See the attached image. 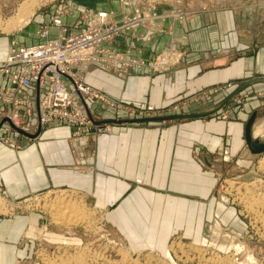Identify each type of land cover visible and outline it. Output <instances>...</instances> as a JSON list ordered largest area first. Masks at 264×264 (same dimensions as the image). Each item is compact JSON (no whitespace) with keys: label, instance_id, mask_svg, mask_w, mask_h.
<instances>
[{"label":"rangeland","instance_id":"1","mask_svg":"<svg viewBox=\"0 0 264 264\" xmlns=\"http://www.w3.org/2000/svg\"><path fill=\"white\" fill-rule=\"evenodd\" d=\"M23 1L0 0L1 26L6 22L16 24L22 19L21 12L24 7L21 2ZM35 3L29 19L19 26L20 28L17 26L12 29L0 28L1 41L17 37V41L27 42L29 38L34 37L29 22L32 15H37L34 12L40 10L50 12L59 5L70 14L67 19L73 17L71 14L86 7L94 9L104 7L114 12L111 7L118 8V15L111 16L113 20L110 17L105 18L104 23L111 28L103 33V37L107 40L111 39L116 29L115 21L118 22L116 27L123 29L138 23L132 38L127 34L119 42H123L121 44L122 49L125 48L123 52L129 55L126 59L136 57L148 63L140 67H131L126 71L123 65L116 67L119 69H110L108 65L117 63L118 58L122 57L119 54L115 59H108L105 67L97 66L91 71L87 65L84 68V81L96 89L99 88L86 80L85 75L90 77L94 72L105 73L109 70L117 72L122 77L130 73L153 75L178 66L182 63L185 54L184 44L187 41V33L184 30L187 22L191 21L193 15L191 12L215 5L227 3L234 8L252 9V13L248 16L251 28H254L264 44V0H223V2L220 0H35ZM61 18L64 20L65 16ZM154 18H157V23ZM91 19L93 21L95 17L92 15ZM96 22V29L103 30L105 25ZM178 27H182V32ZM248 34L252 35L253 32ZM154 38L156 43L151 53L144 54L147 43L150 44L149 42ZM130 40H133L134 45L129 43ZM126 43L129 45L126 46ZM5 49L7 53V48ZM116 49L119 50L117 47ZM245 50L238 51L239 56ZM164 57H166V68H148L156 62V58L163 60ZM260 71L256 73L254 77L256 79L252 78L251 81V78H239L192 88L191 91L184 90L162 107L152 103L142 104L137 98L127 100L107 94L118 105L111 107L104 103L101 110L89 112L93 125L95 127L100 125L101 132L94 131L93 126L81 127L77 132L72 128L71 140H68L69 149L72 151L74 147L77 148L80 141L85 140L86 137L95 139L94 137L97 136L111 135L114 125L186 121L190 118L159 120L149 118L198 112L207 114L196 118L230 120L235 116V112L231 111L243 107L247 110L244 117L246 120L252 112H256L252 125L259 128L257 133L251 130L252 136L264 141V69ZM251 84H255L253 87H257V90H244ZM110 120H120V122L115 124ZM246 120L243 121V125ZM6 131L2 137H6L7 142H15L19 134L11 128ZM24 134L27 136L28 133ZM239 138L238 145L241 144L246 152L239 153V146L232 154L230 145L223 142L221 148L210 152L208 160L199 155L200 151L197 150L198 154L196 149L194 151L202 168L212 173V191L207 199L200 201L207 202L212 199L214 203H136L137 206L140 205L138 206L140 210L142 204L146 206L145 215L141 216L142 223L140 222L139 225L132 222L131 206L127 209L125 203H109L110 200L100 195L99 192L106 189L108 182L112 187L120 179L106 174L107 172H101L96 176L93 174L96 165L98 168L101 167L99 160H96L98 155L84 157L83 162L87 166L92 165L84 169L88 172V184L80 188L62 185L9 197L0 180V264H50V261L56 263L57 260V262L62 260L64 264H77L78 261H80L78 264H225V262L244 264L242 255L245 249H250L255 258L257 257V264H264V150L251 153L245 144L244 134ZM6 145L12 149L18 148ZM192 146L195 148L197 144L192 143ZM226 150L229 152L226 153ZM134 180V187L144 186L140 178ZM249 192L252 194L250 197L247 196ZM32 195L38 197L33 199ZM247 197L251 200H247ZM244 198L247 201H244ZM59 201L73 203L74 210L70 212L85 211L86 217L70 223H66L64 217H61L63 221L61 219L56 221L52 214L55 210L51 208V204L56 205ZM219 205L224 206L225 211L220 210ZM61 209L65 208L61 207ZM227 209L230 210L226 215L228 218L224 219ZM26 215L29 219L26 222L24 219H17ZM134 227L136 230H133ZM129 228H133L131 232L128 231ZM202 236L204 240L201 242ZM236 242L240 249L235 246ZM84 261L85 263H82Z\"/></svg>","mask_w":264,"mask_h":264},{"label":"crops","instance_id":"2","mask_svg":"<svg viewBox=\"0 0 264 264\" xmlns=\"http://www.w3.org/2000/svg\"><path fill=\"white\" fill-rule=\"evenodd\" d=\"M111 8L118 15L119 9ZM34 13L37 15H32L29 21L33 32L40 21L39 11ZM191 13V21L184 30L187 33L185 54L178 66L161 74L130 73L123 77L111 70L105 73L100 70L90 77L85 75L86 80L108 95L127 100L137 98L142 104L162 107L184 90L239 78L256 79V73L264 69V44L251 28L248 16L252 9L222 4ZM178 29L182 32V27ZM9 40H0V62L6 56ZM155 40L147 43L144 54L151 53ZM244 49L239 56L238 51ZM254 85L244 90H257ZM233 111L236 117L230 120L190 118L114 125L111 135L86 137L72 151L68 144L72 128L56 122L40 128L33 138L16 136L19 149H12L0 139V180L9 197L62 185L80 188L88 184V172L84 169L92 165L87 166L83 159L94 154L101 164L94 168L95 176L107 172L120 179L112 187L108 182L100 195L110 200L109 203H125L127 209L131 206L132 222L136 225L142 223L146 207L142 204L140 210L136 203H214L212 199L200 201L207 199L212 191V173L202 168L194 151H200L199 155L208 160L210 152L221 148L223 142L230 145L232 154L239 146V153L246 152L238 144L247 110L243 107ZM257 128L253 124L252 132L257 133ZM192 143L197 147L193 148ZM135 178H140L144 186L134 187ZM219 209L225 211L224 206L219 205ZM229 211L226 210L224 219L228 218ZM17 219L29 220L28 215Z\"/></svg>","mask_w":264,"mask_h":264},{"label":"built area","instance_id":"3","mask_svg":"<svg viewBox=\"0 0 264 264\" xmlns=\"http://www.w3.org/2000/svg\"><path fill=\"white\" fill-rule=\"evenodd\" d=\"M62 8L59 5L50 12L40 10L34 37L27 42L11 38L13 41L9 40L6 56L0 62V139L12 147L20 145L7 142V138L2 137L9 128L26 138L28 135L16 128L35 135L40 128L60 122L76 132L81 127L93 126L94 131L100 133V125H93L89 112L101 110L104 103L111 107L118 104L84 81V68L87 65L91 70L97 66L105 67L108 59H115L119 54L122 57L117 63L108 65L110 69H119L116 67L123 65L126 71L148 63L136 57L126 59L129 55L123 52V42H119L127 34L132 38L138 28L137 22L123 29L116 27L118 22L115 21L116 29L111 39L107 40L103 36H95L97 23L91 19L94 8L78 10L71 14L73 17L70 19H67L70 14ZM107 10L115 14L113 10ZM129 43L134 45L133 40ZM166 66V60L156 58V62L148 68L162 69Z\"/></svg>","mask_w":264,"mask_h":264},{"label":"bare ground","instance_id":"4","mask_svg":"<svg viewBox=\"0 0 264 264\" xmlns=\"http://www.w3.org/2000/svg\"><path fill=\"white\" fill-rule=\"evenodd\" d=\"M220 1H222L223 2V0H220ZM21 4H22V7H24L23 8V11L21 12V15L23 16L22 17V19H20L19 20V22H17L16 24H11V23H9V22H6V23H4L2 26H1V23H0V28H9V29H12L14 26H17V27H19V26H21L22 24H24V23H26L27 22V20L29 19L28 17H30V13L32 12L31 10H32V6H35L36 5V3H35V0H24L23 2H21ZM227 4V3H226ZM92 9V8H91ZM110 10V9H109ZM93 12V13H92ZM91 12V14L95 17V20H93L95 23H97L96 21H99V22H101V23H103L105 26H104V29L103 30H100V29H96L95 30V36L96 37H102L103 36V33H104V31H106L108 28H110V27H108L104 22L106 21L105 20V18H107V17H110L112 20H113V18L111 17L112 15H113V12H111V11H108L107 9H105L104 10V12H101V11H99V10H95L94 9V11H92ZM32 14V13H31ZM25 16H27V17H25ZM125 27H127V25H125ZM20 28V27H19ZM111 29V28H110ZM163 60H165L166 59V57H164V58H162ZM162 61V60H161ZM170 61V60H169ZM101 68V67H100ZM191 114V113H190ZM250 195H252L250 192L247 194V196L248 197H250ZM262 195V194H261ZM256 196H257V194H256ZM38 196H36V195H32V198L34 199V198H37ZM238 197H240L241 199H242V197L241 196H238ZM247 197V200H251V198H248ZM31 198V199H32ZM255 198V197H254ZM263 199V198H262ZM246 200V198H244V201H247ZM33 201V200H32ZM243 201V200H242ZM34 202V201H33ZM64 201H59V203L58 204H56V205H54V204H51V208H53L55 211L54 212H52V214L54 215L53 216V218L54 219H57L56 221H58L59 219H61V217H64V219L62 218L61 220L63 221H65L66 223L68 222V223H70V222H73V221H79V220H83L86 216H85V211H75V212H70V211H72V210H74V207H72L73 206V203H63ZM15 203H18V202H15ZM247 203V202H246ZM252 203V202H251ZM254 203V202H253ZM251 205V204H250ZM261 205V204H260ZM259 206V205H258ZM61 207H64L65 209L63 210V209H61ZM50 208V209H51ZM246 208V207H245ZM260 208H262V207H260ZM52 210V209H51ZM50 210V211H51ZM53 211V210H52ZM250 212V211H249ZM254 218V217H253ZM258 221V220H257ZM84 222V221H83ZM82 222V223H83ZM263 222V221H262ZM261 226V225H260ZM239 244V243H238ZM242 244H240V246H241ZM236 247H238V245H237V242H236V245H235ZM244 246V245H243ZM235 247V248H236ZM239 248V247H238ZM237 248V249H238ZM241 248V247H240ZM239 248V249H240ZM244 248H245V246H244ZM243 248V249H244ZM236 249V250H237ZM242 250V249H241ZM239 251V250H238ZM242 252V251H241ZM241 252H239V253H241ZM80 255V254H79ZM243 262H244V264H257V260H256V258H255V256L253 255V252L250 250V249H245L244 250V252H243ZM78 257V256H77ZM75 259V258H74ZM128 259V258H127ZM214 259V258H213ZM81 260V259H80ZM259 260V259H258ZM58 261V260H57ZM56 261V263H55V261H50V264H64L63 263V261L61 260V261H59V262H57ZM220 261V260H219ZM74 262V261H73ZM79 263H80V261H78ZM78 262H77V264H78ZM131 262V261H130ZM217 262V261H216ZM215 262V263H216ZM221 262V261H220ZM223 262V261H222ZM221 262V263H222ZM242 262V263H243ZM67 263V262H66ZM75 263V262H74ZM82 263H85V261L84 262H82ZM49 264V263H48ZM73 264V263H72ZM76 264V263H75ZM214 264V263H213ZM220 264V263H219ZM224 264V263H223ZM225 264H227L226 262H225ZM228 264H230V262L228 263Z\"/></svg>","mask_w":264,"mask_h":264},{"label":"water","instance_id":"5","mask_svg":"<svg viewBox=\"0 0 264 264\" xmlns=\"http://www.w3.org/2000/svg\"><path fill=\"white\" fill-rule=\"evenodd\" d=\"M248 83V82H246ZM245 83V84H246ZM206 112H198V113H184V114H179V115H159V116H154V117H150L149 119H186V118H196V117H201L206 115ZM256 117V112H252L249 117L247 118L245 124H244V128H243V134H244V141L245 144L248 148V150L251 153H258L264 150V141L259 140L257 138H254L252 136V132H251V127H252V123L254 121ZM110 122H115V123H119L120 120H110ZM20 132L25 133L24 131H22L21 129L17 128ZM38 133V132H37ZM37 133L35 135H37ZM29 137H33L35 135H30L27 134Z\"/></svg>","mask_w":264,"mask_h":264}]
</instances>
